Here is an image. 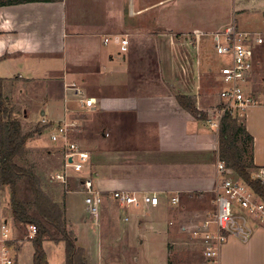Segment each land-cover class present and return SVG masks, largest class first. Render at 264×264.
Segmentation results:
<instances>
[{"label": "crops", "instance_id": "obj_1", "mask_svg": "<svg viewBox=\"0 0 264 264\" xmlns=\"http://www.w3.org/2000/svg\"><path fill=\"white\" fill-rule=\"evenodd\" d=\"M234 8V0H53L0 5L4 97L23 130L41 128L28 139L27 152L45 148V155L58 153L62 164L59 145L49 136L51 126L41 124L47 118L74 121L70 137L90 153L83 172H72L66 185L57 182L65 188L68 229L92 264H106L105 256L118 255L122 239L142 247L145 235L156 250L155 242L161 241L159 254L165 258L153 264L186 263H170L169 254L179 251L184 234L189 238L188 227L195 220L199 225L215 208L218 130L208 119L220 104L219 91L224 87L218 71L230 58L215 52L212 33L231 23ZM261 26L249 30L241 25V30L264 32ZM122 37L129 40L127 51H121L117 41ZM255 51L258 63L251 84L261 103L250 107L243 121L253 138V164L261 166L264 76L257 65L264 63V45H256ZM212 84L218 87L214 97L208 92ZM179 94L191 97L204 118L181 107ZM80 97L92 98L93 106H82ZM86 176L104 195L100 218L87 214L85 204L75 206L72 195H84L81 182ZM116 190L156 194L159 204L122 205L110 197ZM175 196L179 201L173 204ZM75 211L78 222L68 218ZM140 255L134 264H149ZM109 261L114 264V259ZM213 262L220 264V254Z\"/></svg>", "mask_w": 264, "mask_h": 264}, {"label": "built area", "instance_id": "obj_2", "mask_svg": "<svg viewBox=\"0 0 264 264\" xmlns=\"http://www.w3.org/2000/svg\"><path fill=\"white\" fill-rule=\"evenodd\" d=\"M195 37L198 38L199 34ZM212 39L215 52L230 58V62L218 71V78L224 87L219 91L220 104L212 109L208 119L210 125L218 130L220 120L226 112L241 118L250 107L261 103L251 84V78L258 63L255 59V46L264 45V32L241 30L233 21L212 33ZM117 41L120 42L121 51H127L129 45L127 37ZM78 102L86 107L94 104L93 99L87 97L78 98ZM41 124L51 126L50 139L59 145L62 154V165L52 173L50 181L55 180L66 185L72 172L84 171L90 153L70 137L76 128L74 121L52 122L42 118ZM216 170L218 179L214 189L215 208L212 217L201 221L196 228L190 230L192 239L201 241L203 256L212 261L218 258L221 247L229 235L247 240L251 222H257L260 227L264 224V200L260 194L219 158ZM250 176L264 188V165L252 168ZM81 183L86 211L89 215L98 217L104 195L94 187L90 176L83 177ZM110 197L122 205L155 207L159 204V197L156 194L137 195L116 190L110 193ZM178 201L177 196L171 198L173 204ZM36 231V226L30 224L25 238L31 240ZM17 239L19 238L15 237L13 223H9L6 217L0 215V264H18L11 250L12 243Z\"/></svg>", "mask_w": 264, "mask_h": 264}, {"label": "trees", "instance_id": "obj_3", "mask_svg": "<svg viewBox=\"0 0 264 264\" xmlns=\"http://www.w3.org/2000/svg\"><path fill=\"white\" fill-rule=\"evenodd\" d=\"M27 1L53 0H0V5ZM3 82L0 77V189H9L13 225L23 228L30 224L36 226V234L31 239L33 264H49L43 247L44 240L63 244L65 264H92L86 256L85 248L68 229L64 204L55 201L45 191L42 177L33 166L17 162L27 152L28 139L39 133L41 128L26 133L23 131L20 120L13 115L12 107L5 100ZM176 98L181 107L189 113L204 118V113L196 108L191 97L179 94ZM252 143L253 138L247 132L244 121L226 112L218 128V158L231 167L264 200V188L250 176V170L255 167L252 160ZM51 188L47 190L50 191Z\"/></svg>", "mask_w": 264, "mask_h": 264}, {"label": "rangeland", "instance_id": "obj_4", "mask_svg": "<svg viewBox=\"0 0 264 264\" xmlns=\"http://www.w3.org/2000/svg\"><path fill=\"white\" fill-rule=\"evenodd\" d=\"M234 1L236 17L232 18L231 16V20L229 22L236 21L237 23L238 21L237 25L240 29L244 27L245 29L249 28V30L251 28H254L253 30H257L255 28V25H262L261 28H263L264 12L262 13V11L264 10V0ZM233 14L234 13L232 12V15ZM257 68L258 70L261 68L259 74L264 75L263 61L262 63L257 65ZM217 88L218 87L214 84H212V86L210 87L208 92L212 97H214V95L216 94ZM20 115L21 114L19 112V116ZM238 119L243 120V117ZM24 129L25 130L23 131L25 133L28 132L26 131L28 128L25 127ZM30 150L26 152L23 157L19 158L17 162L19 164L33 166L37 173H39L42 177L43 188L45 189V191L48 192L55 201L63 205L62 194L64 193L65 188L55 180L50 181L52 173L59 169L62 165L60 159L57 158L58 153L55 152V154L49 156L45 155V148H34ZM47 188H51V192L48 191ZM72 197H75V201L77 203L75 204V206L77 208H82V204L84 206V195L79 196L77 194H73ZM0 209V215L3 216V218L6 217L9 223H13L9 207L8 188H6V190L0 189ZM213 212L214 210H209V213H207L206 216L202 219H210ZM68 218L73 222H78L80 216H77L75 211L73 213H70ZM194 223L196 225L192 224L191 226H189V230L194 229L198 225V222L196 223V220L194 221ZM250 225L251 230L248 234L247 240H243L242 238L236 237L234 235H229L227 237L220 250V264H264V224L260 227L257 222H251ZM13 226L15 237L19 238L11 245L13 256L17 259L18 264H33V245L29 238H25L28 227L23 228L18 227L17 225ZM144 237L145 238L141 243L142 247L131 246L130 242H127L124 239L119 241L118 247L116 248V253L118 255L112 258L105 256V259H108V261H105L106 264H113L111 261H109L110 259H114V264H119L118 259L121 260L120 264H134L135 258L137 256H141L140 254H144L146 256L145 259L147 262H149V264H153L154 262L159 263L161 258L164 260L165 256L159 254V251L161 249V241L157 240L155 242L156 246L159 247L156 250L154 245L151 243V239L148 237V235H145ZM188 240L190 243L187 242ZM138 243L140 242L138 241ZM179 245V251L173 254H169L170 263L186 262L185 264H216V262L204 258L202 254L201 241L194 240L190 236L188 238V236L184 234L183 239L180 240ZM43 247L45 249L49 264H65V251L62 243H55L50 240H45L43 242ZM136 251L138 252V255L136 254Z\"/></svg>", "mask_w": 264, "mask_h": 264}]
</instances>
